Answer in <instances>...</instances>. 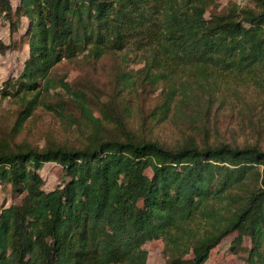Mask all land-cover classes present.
I'll return each mask as SVG.
<instances>
[{"label": "trees", "instance_id": "16d2710c", "mask_svg": "<svg viewBox=\"0 0 264 264\" xmlns=\"http://www.w3.org/2000/svg\"><path fill=\"white\" fill-rule=\"evenodd\" d=\"M220 1L0 0L9 30L0 56L29 47L20 76L5 83L2 95L11 88L22 104L13 131L40 105L64 104L42 98L63 61L141 54L143 72L156 82L161 75L168 84L166 74L175 72L163 113L180 96H211L224 74L264 72V0H253L256 11L246 0L218 12ZM182 73L189 78L179 82ZM61 87L96 130L82 148L0 139V186L23 196L0 212V264H148L146 245L158 240L166 246L165 264H207L232 234L233 255L243 251L245 264H264L262 148L200 146L190 139L171 149L126 129L124 139L104 138L107 111L96 118L86 94ZM49 163L64 173L52 191L40 173Z\"/></svg>", "mask_w": 264, "mask_h": 264}, {"label": "rangeland", "instance_id": "374dc122", "mask_svg": "<svg viewBox=\"0 0 264 264\" xmlns=\"http://www.w3.org/2000/svg\"><path fill=\"white\" fill-rule=\"evenodd\" d=\"M247 1L255 11L258 10L253 0ZM230 2L232 0H221L218 12H225ZM214 11L213 7L209 8L208 19ZM0 40L9 42V30L1 16ZM28 51L25 44L20 52L0 56V84L4 91L9 79L20 76ZM145 67L142 55L132 51L111 54L97 61L84 57L63 61L51 73L53 89L44 92L42 98L48 103L63 100L64 104L54 106L55 109L40 105L15 134L13 128L22 104L19 97H12L13 91L9 88L10 95L0 99V139L32 148H43L48 144L82 148L96 126L65 93L61 87L64 82L74 91L86 94L96 118L101 119L102 111H107L110 119L104 120V138L124 139L123 129H126L139 139L156 141L171 149L193 139L200 146L228 144L240 148L258 146L264 150V72L239 77L224 74L207 92L211 96L206 92H198L199 98L181 100L180 96L174 101L172 110L163 113L162 105L170 90L169 82L175 81V72L166 74L167 84L161 75H157L162 79L158 82L157 78L147 77L143 72ZM188 78V73H182L178 81ZM40 173L46 191L54 190L64 181L63 168L59 165L49 163ZM22 199L23 196L13 193L10 187L0 186V212L4 207L19 205ZM235 238L236 234L230 235L213 250L207 264H245L247 254L230 252ZM243 246L251 247L248 238ZM165 247L162 240L148 243V264H165Z\"/></svg>", "mask_w": 264, "mask_h": 264}, {"label": "built area", "instance_id": "2783aa9c", "mask_svg": "<svg viewBox=\"0 0 264 264\" xmlns=\"http://www.w3.org/2000/svg\"><path fill=\"white\" fill-rule=\"evenodd\" d=\"M234 3H236L238 6H242L246 0H232ZM4 92V86L3 84H0V99L2 98Z\"/></svg>", "mask_w": 264, "mask_h": 264}]
</instances>
